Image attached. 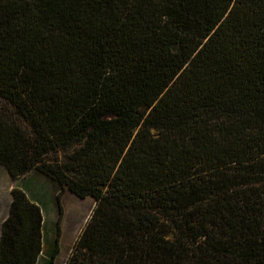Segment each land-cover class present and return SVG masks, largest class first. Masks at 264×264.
<instances>
[{"label": "trees", "instance_id": "trees-1", "mask_svg": "<svg viewBox=\"0 0 264 264\" xmlns=\"http://www.w3.org/2000/svg\"><path fill=\"white\" fill-rule=\"evenodd\" d=\"M0 165L94 200L65 264H264V0H0ZM11 197L0 264H37Z\"/></svg>", "mask_w": 264, "mask_h": 264}, {"label": "rangeland", "instance_id": "rangeland-1", "mask_svg": "<svg viewBox=\"0 0 264 264\" xmlns=\"http://www.w3.org/2000/svg\"><path fill=\"white\" fill-rule=\"evenodd\" d=\"M1 183L7 184L11 188L19 187L23 189L28 197L38 204L41 209L44 244L42 249L44 251L38 259L37 264H45L47 253L56 236L57 220L60 217L58 224L60 251L54 264H65L76 239L91 215L94 208V200L91 197L79 199L66 188L59 186L49 177L37 171L27 173L14 181L6 169L0 165V185ZM59 193V202H57V195ZM8 197L11 198L10 194L7 196L6 192L5 198L8 199Z\"/></svg>", "mask_w": 264, "mask_h": 264}, {"label": "crops", "instance_id": "crops-1", "mask_svg": "<svg viewBox=\"0 0 264 264\" xmlns=\"http://www.w3.org/2000/svg\"><path fill=\"white\" fill-rule=\"evenodd\" d=\"M11 189L12 188L8 187L7 184L1 183L0 185V232H1L2 222L5 220V218L8 215L9 205L12 200V197L11 198L8 197V199H6L5 194L7 192V196H9V194L11 196ZM4 200H5V204H4Z\"/></svg>", "mask_w": 264, "mask_h": 264}, {"label": "bare ground", "instance_id": "bare-ground-1", "mask_svg": "<svg viewBox=\"0 0 264 264\" xmlns=\"http://www.w3.org/2000/svg\"><path fill=\"white\" fill-rule=\"evenodd\" d=\"M41 255V254H40Z\"/></svg>", "mask_w": 264, "mask_h": 264}]
</instances>
